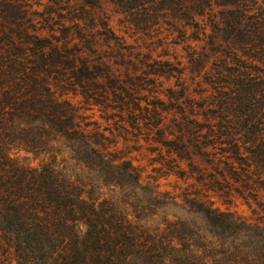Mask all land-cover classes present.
<instances>
[{"label":"trees","instance_id":"obj_1","mask_svg":"<svg viewBox=\"0 0 264 264\" xmlns=\"http://www.w3.org/2000/svg\"><path fill=\"white\" fill-rule=\"evenodd\" d=\"M116 1L128 13L149 6L155 21L169 10L178 20L197 17L200 107L210 110L207 128L197 129V138L202 132L208 142L198 139L197 153L226 182L210 189L229 193L237 183L243 198L263 197L264 0ZM42 12L31 0H0V264H264V225L197 202L190 206L206 223V235L181 219L152 226L155 212L116 209L51 164L70 160L98 179L140 185L132 162L111 157L66 97L86 99L89 89H101L97 78L112 64L98 53L95 63L88 59L98 42L87 39L85 24L58 30L54 11ZM110 48L113 56H125L120 46ZM18 152L51 159L35 167ZM152 200L156 207L172 203Z\"/></svg>","mask_w":264,"mask_h":264},{"label":"rangeland","instance_id":"obj_2","mask_svg":"<svg viewBox=\"0 0 264 264\" xmlns=\"http://www.w3.org/2000/svg\"><path fill=\"white\" fill-rule=\"evenodd\" d=\"M116 2L31 0L34 9L42 13L54 11L53 21L58 30L72 22L85 24L87 39L98 42L97 51L87 50L88 59L95 63L98 53L112 64L110 72L97 78L101 89H89L86 99L72 93L66 97L80 107L87 129L97 136L111 157L117 162L124 159L132 162L139 173L140 185L122 180L113 184L105 176L98 179L94 170L78 167L70 160L51 164H56L69 179H80L91 196L107 199L116 209L131 212L144 207L148 213L155 212L149 222L152 226H164V218L181 219L206 235V223L190 206L199 202L211 209L231 212L253 227H262L264 196L243 198L237 183L226 188L232 189L229 193L210 189L225 181L209 159L197 153V129L207 128L209 123L204 116L210 112L200 107L202 75L197 74V55L203 42L196 39L197 17L195 21L178 20L173 10H169L155 21L149 6L128 13ZM76 14L83 19L71 20ZM113 46H120L125 56L115 53L113 56L110 48ZM213 58H209L207 67L213 66ZM93 81L90 88L96 86ZM201 134L200 143H207L208 139ZM220 149L223 147L218 146L216 151ZM208 150L214 151L212 147ZM16 156L35 167L51 159L48 154L34 157L25 152ZM60 157L57 156V161ZM152 198L172 203L156 207ZM259 249L264 253V246ZM12 255L10 250L8 256L13 258ZM12 264L17 263L12 259Z\"/></svg>","mask_w":264,"mask_h":264}]
</instances>
